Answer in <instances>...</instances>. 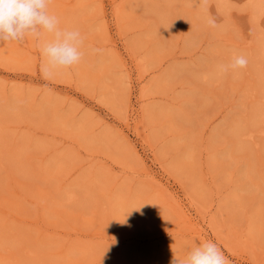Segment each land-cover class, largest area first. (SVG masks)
Masks as SVG:
<instances>
[{"label":"rangeland","instance_id":"rangeland-1","mask_svg":"<svg viewBox=\"0 0 264 264\" xmlns=\"http://www.w3.org/2000/svg\"><path fill=\"white\" fill-rule=\"evenodd\" d=\"M263 1L52 0L85 55L47 79L0 42V264H264Z\"/></svg>","mask_w":264,"mask_h":264},{"label":"clouds","instance_id":"clouds-1","mask_svg":"<svg viewBox=\"0 0 264 264\" xmlns=\"http://www.w3.org/2000/svg\"><path fill=\"white\" fill-rule=\"evenodd\" d=\"M207 2V0H205ZM52 0H0V42L37 41L43 62L44 78H51L61 69H70L84 58L85 36L74 27H60V19L50 12ZM215 26V20L208 19ZM249 61L244 54L233 53L228 63L217 65L219 75H238ZM170 264H229L216 243L205 241L190 248L186 255L175 254Z\"/></svg>","mask_w":264,"mask_h":264},{"label":"bare ground","instance_id":"bare-ground-1","mask_svg":"<svg viewBox=\"0 0 264 264\" xmlns=\"http://www.w3.org/2000/svg\"><path fill=\"white\" fill-rule=\"evenodd\" d=\"M260 1H261V0H260ZM262 1H263V0H262ZM263 2H264V1H263ZM253 3H254V2H253ZM260 3H261V2H260ZM257 6L259 7V5H257ZM261 8H262V7H261ZM262 10H263V9H262ZM225 23H226V22H225ZM248 55H249V54H248ZM21 121H22V120H21ZM29 123H30V122H29ZM32 126H33V125H32ZM7 145H8V143H7ZM2 150H3V149H2ZM17 152H18V151H17ZM1 153H2V152H1ZM12 154H13V153H12ZM18 154H20V153H18ZM21 154H22V153H21ZM0 155H1V154H0ZM8 155H9V154H8ZM22 155H23V154H22ZM3 157H4V154H3ZM14 158H15V157H14ZM14 158H13V159H14ZM8 161H9V160H8ZM8 161H7V162H8ZM14 161H15V160H14ZM21 162H23V161H21ZM1 163H2V159H1V156H0V164H1ZM18 164H19V163H18ZM18 164H17V165H18ZM1 165H2V164H1ZM1 165H0V168H1ZM15 165H16V163H15ZM15 165H14V166H15ZM2 166H3V165H2ZM4 166H5V165H4ZM20 166H21V165H20ZM24 166H25V165H24ZM25 167H26V166H25ZM25 167H24V169H25ZM22 168H23V167H22ZM2 170H3V169H2ZM9 172H10V171H9ZM19 172H20V171H19ZM28 174H29V173H28ZM21 176H22V175H21ZM142 224H143V223H142ZM39 254H40V253H39ZM39 257H40V256H39ZM40 259H41V258H40Z\"/></svg>","mask_w":264,"mask_h":264}]
</instances>
